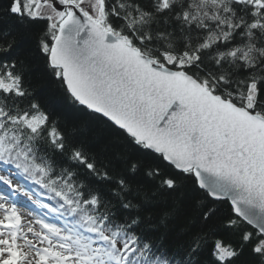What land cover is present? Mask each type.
<instances>
[{"label":"snow or ice","instance_id":"snow-or-ice-1","mask_svg":"<svg viewBox=\"0 0 264 264\" xmlns=\"http://www.w3.org/2000/svg\"><path fill=\"white\" fill-rule=\"evenodd\" d=\"M0 264H264V0H0Z\"/></svg>","mask_w":264,"mask_h":264}]
</instances>
